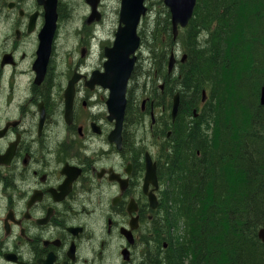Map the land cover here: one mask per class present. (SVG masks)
<instances>
[{"label":"flooded vegetation","instance_id":"obj_1","mask_svg":"<svg viewBox=\"0 0 264 264\" xmlns=\"http://www.w3.org/2000/svg\"><path fill=\"white\" fill-rule=\"evenodd\" d=\"M82 1L89 25L82 31L91 29L81 42L86 58L70 52L58 71L56 41L71 13L69 0H0V264L163 259L171 244L168 175L199 125L214 119L208 94L190 99L179 93L174 116L173 77L159 91L154 83L137 86L134 75L122 124L111 117V89L93 73L104 70V51L121 25L122 0ZM108 2L120 5L112 6L118 20L105 42L97 37ZM53 5L58 26L42 70V36ZM206 32H198L201 43L210 38ZM94 48L101 49L103 65L88 64ZM182 53L179 58L176 52L177 66L188 59Z\"/></svg>","mask_w":264,"mask_h":264},{"label":"trees","instance_id":"obj_2","mask_svg":"<svg viewBox=\"0 0 264 264\" xmlns=\"http://www.w3.org/2000/svg\"><path fill=\"white\" fill-rule=\"evenodd\" d=\"M263 13L264 0H199L186 29L188 61L166 73V80L178 76L180 91L190 99L209 91L220 137L213 144L199 142L201 155L194 150L173 168L179 179H168L172 243L152 264H264L258 237L264 227ZM202 29L210 35L204 43L198 40ZM167 30L173 41L169 12ZM154 54V70L143 73L153 83ZM181 222L184 234L174 236Z\"/></svg>","mask_w":264,"mask_h":264},{"label":"rangeland","instance_id":"obj_3","mask_svg":"<svg viewBox=\"0 0 264 264\" xmlns=\"http://www.w3.org/2000/svg\"><path fill=\"white\" fill-rule=\"evenodd\" d=\"M69 3L71 9L70 16L62 21L59 37L56 41L57 52L54 59V65L58 66V71H61L66 67L70 52L73 55L75 54L78 59L84 60V58H86V56L82 57L81 54V50L83 48L81 42L84 41L86 43L89 37L88 34L91 32V29L88 27L86 31H82L84 29V26H89L85 22L86 14L88 12L87 10H85L86 7L84 6V2L82 0H69ZM108 5V9H106L105 6L103 7L105 15L108 16V19H104V21L102 22V28L105 31L99 30V32L103 35V38L106 39L105 42H107L109 38L113 37L112 29L116 27L118 20V15L114 12L112 6L113 8L118 7L120 3L118 4V2H114V4L110 5L108 2ZM147 5L149 7V10L147 15L143 17L140 27V32L143 37V43L142 47L138 51L139 58L137 68L134 73L135 76L133 83L135 82V84L139 87H149L145 82L148 76L143 73L147 74L149 71L152 72L154 70L155 63L152 60L154 51V61H156L158 64V69L155 70L154 84L156 85V87H158L159 91H161L159 86L161 83L166 81L165 76L167 73L170 51L171 49H175L179 55V58H181L183 54L182 51H184L185 49L184 41L187 40L188 31L185 29L181 30L178 39H176L175 41L172 38L173 41H171L168 34L169 31L167 30L169 12L168 7H166L163 0H147ZM101 34L99 35L102 36ZM97 49L98 48L93 49V57H90L88 59V64H90L91 66L103 65L101 60V49ZM90 65L88 69H90ZM177 69L179 71L181 70V64H179ZM56 74L60 75L62 74V72ZM177 77L178 76H173L171 85L177 84L176 90H180L181 85L176 83ZM182 225L183 224L181 223L180 228L178 227V225L174 226L172 231L174 236L178 234L182 236Z\"/></svg>","mask_w":264,"mask_h":264},{"label":"water","instance_id":"obj_4","mask_svg":"<svg viewBox=\"0 0 264 264\" xmlns=\"http://www.w3.org/2000/svg\"><path fill=\"white\" fill-rule=\"evenodd\" d=\"M145 0H123L121 23L124 24L117 33L115 44L106 49L108 60L105 62V71L99 73L96 71L94 76L105 87L111 88V97L108 101L111 117L119 118L122 124L125 109L127 105V85L131 77L136 61V51L138 50L141 38L137 32L138 25L142 15L146 14L147 7ZM172 12V23L175 37L179 32V25L185 27L193 16L197 0H165ZM56 12L48 20L42 42V59L47 64L54 32L56 30ZM134 54V55H133ZM175 56L172 54L169 68L173 69L175 65ZM261 102L264 104V88L262 91ZM179 94L174 100V115L178 111ZM259 237L264 242V228L259 231Z\"/></svg>","mask_w":264,"mask_h":264},{"label":"bare ground","instance_id":"obj_5","mask_svg":"<svg viewBox=\"0 0 264 264\" xmlns=\"http://www.w3.org/2000/svg\"><path fill=\"white\" fill-rule=\"evenodd\" d=\"M191 133H192L191 135L194 134L193 131ZM216 136L220 137V132H219L218 129H216L215 120L214 119L213 120L209 119V120H207L205 122V124H200L199 127L196 129V137L194 139L192 137V140L194 142L191 143L188 146H184L183 149L179 152V154L175 158V160L173 162L175 164V167L176 168L178 166H179V168L182 167V163H183V158L184 157H187V158L192 157L193 153H194V150L196 151V153H197V150H200L199 149L200 145H198L199 142H201L200 144H202V145L210 144L211 142L213 144L214 137H216ZM196 155H198V154H196ZM200 155H201V151H200V154L198 156H200ZM193 163L195 164V163H197V161L195 160ZM168 177L170 179H174V178L175 179H179L178 174L175 176L174 171H170ZM180 184L181 183L178 182V187H181Z\"/></svg>","mask_w":264,"mask_h":264}]
</instances>
